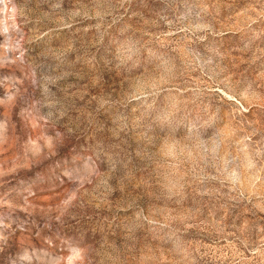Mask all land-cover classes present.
I'll return each mask as SVG.
<instances>
[{
  "label": "rangeland",
  "instance_id": "obj_1",
  "mask_svg": "<svg viewBox=\"0 0 264 264\" xmlns=\"http://www.w3.org/2000/svg\"><path fill=\"white\" fill-rule=\"evenodd\" d=\"M0 264H264V0H0Z\"/></svg>",
  "mask_w": 264,
  "mask_h": 264
}]
</instances>
